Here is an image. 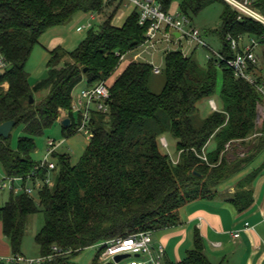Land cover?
Returning a JSON list of instances; mask_svg holds the SVG:
<instances>
[{
	"label": "trees",
	"instance_id": "1",
	"mask_svg": "<svg viewBox=\"0 0 264 264\" xmlns=\"http://www.w3.org/2000/svg\"><path fill=\"white\" fill-rule=\"evenodd\" d=\"M125 2L0 0V49L8 61V67L0 69V124L15 121L14 129L22 126L25 134L15 149L12 133L8 139L0 137V164L4 180L22 178L26 182L35 174L33 179L40 178L44 184L41 188L34 186L39 202L26 192H11L0 208L3 235L14 258L22 256L27 218L41 211L45 223L35 237L40 258L45 259L40 264H78L74 259L95 245L178 227L183 223L185 208L195 201L222 196L220 186L264 150V122L258 124L264 97L254 85L237 78L205 42L202 47L211 50L205 66L182 49L166 51L160 72L165 77L164 88L160 93L151 90L154 66L131 57L145 43L148 24H140V11L130 3L133 10L124 23L114 24ZM157 2L166 14H172L173 5L178 3L179 16L189 20V27H193V17L221 2L222 25L215 32L222 49L216 53L233 59L256 40L257 64L250 70L257 84L262 82L263 24L223 0ZM251 2L252 8L264 16V0ZM90 14L103 15L104 19L81 29H87V35L73 51L62 47L49 51L47 76L32 86L26 67L45 32L67 25L76 16ZM232 39L238 43L236 49ZM122 56L130 58L127 63L121 61ZM220 72L221 105L197 124V105L216 95ZM111 78L114 81L108 84ZM83 82L88 88L100 82L108 85L109 112L95 113L90 142L77 164L72 165L69 155L55 151L52 157L57 158L56 169L39 170L43 160L32 158L37 148L35 139L62 115L71 121L69 127L62 125L63 134L69 138L77 133L79 119L72 113L73 92ZM43 91L46 96L37 101L35 94ZM166 134L177 142V162L163 151L161 140ZM211 143L215 148L208 152ZM235 144L245 152L230 158L227 151ZM258 174L252 172L237 183L228 200L237 212L243 213L253 205L251 186ZM48 178H52L53 186L46 184ZM205 249L204 239L196 231L185 258L180 262L165 260L164 264H213ZM104 251L100 248L93 264H116L100 261ZM0 264L17 263L0 260Z\"/></svg>",
	"mask_w": 264,
	"mask_h": 264
},
{
	"label": "rangeland",
	"instance_id": "2",
	"mask_svg": "<svg viewBox=\"0 0 264 264\" xmlns=\"http://www.w3.org/2000/svg\"><path fill=\"white\" fill-rule=\"evenodd\" d=\"M114 7L109 9V12H112ZM224 6L221 2H215L212 5L206 7L199 15L195 16L192 18V25L193 27L197 28L201 32V38L202 40L208 45V47L217 52L222 49V42L216 34V30H218L221 25V15L223 12ZM133 7L130 6L128 2H125V5H123L119 13L117 14L114 22L116 25H122L126 19V17L132 12ZM79 16H76L70 23H68L65 26H59V27H54L49 29L45 34L41 37L39 44L34 48L31 57L27 63L26 70L30 76V83L31 85H35L39 81L43 80L47 76V62L49 60V51L57 48V47H62L66 51H73L75 48L78 47L80 42L86 37L87 35V29L81 30V29H76V26L78 25V22H76V19ZM104 19V16L101 15V18H99L100 21ZM96 23V22H95ZM164 29V26L162 27V30ZM162 32L161 34H163ZM160 34V37L162 35ZM175 38H177L175 36ZM195 45V46H194ZM164 47L165 45H161ZM182 46V47H181ZM184 51L187 55H193V58L201 64V66H205L208 62V54H211V50H208L198 44H188L186 40H181V45L178 44H172L170 46V50H181ZM193 53V54H192ZM144 54L139 55V58L143 57ZM157 55V56H156ZM155 57V62L157 66H160L161 71L164 68V52H158L156 53ZM130 58H127L124 60L123 63H127ZM141 61H144L143 59H139ZM149 60V58H147ZM125 64L122 65L121 68L124 67ZM115 78V77H114ZM222 73H219L218 76V83H217V93L213 97V100L215 101L216 105L219 106L221 99H220V94H221V89H222ZM114 79L111 78L108 81V84L113 83ZM165 85V77L163 74H155L152 77L151 81V90L154 93H160L162 89L164 88ZM86 84L85 82L79 84L74 92L73 96H76L83 88H85ZM46 91L39 92L35 94V98L37 101L42 100L46 96ZM213 100L210 101L208 99L202 100L198 103V113L195 116V122L198 124L205 118H207L213 110L211 107H215ZM75 119H77V116L73 113ZM97 114H94L93 117L96 118ZM67 116L62 115L61 119L49 130H47L43 135L36 137V150L32 154V158L35 161H42L46 158V155L48 154L49 150V141L54 140L55 143L57 144V153L58 154H68L71 157V163L72 165H75L79 162L80 158L83 156V154L86 151V148L90 142V136L86 135L84 133H76L73 136L67 138L63 132H62V121L65 119ZM77 123V120L75 121ZM24 130L22 126L16 127L12 131V146L15 149L18 144V140L21 136H24ZM163 147V151L175 162L178 161V154L176 150V140L170 135L166 134L163 139L161 140ZM214 144V143H213ZM245 152L244 148L238 147V145H233L231 146L227 154L231 158L233 155L241 156ZM259 159V158H258ZM50 161L57 163V158L55 157H50ZM3 170L0 164V180L2 178L5 179L3 176ZM231 178L224 184H222L220 187L221 189L232 182ZM0 182L7 183V180H2ZM21 184V183H17ZM29 187L32 188V184L28 185ZM9 184L7 185L6 188L0 190V208H2L6 202L8 201L11 191L8 188ZM33 198L35 199L36 202H39L38 198V191L33 190L32 194ZM45 223V217L44 213L41 211L37 214L30 215L27 218L26 222V233L25 237L23 240V245H22V251L26 255V259H38L40 258V252L39 248L35 243V237L36 235L42 230L43 226ZM6 239V238H5ZM157 235L156 233L153 234V241L155 243V246L162 245V244H156L157 243ZM168 254L170 256V252L172 250L174 251L175 247L177 246L174 244V241H172ZM192 244L185 243L183 247L180 249V253L184 249H190ZM100 245H95L94 247L88 248L84 250L82 253H80L74 260L78 264H93V260L100 251ZM103 254L100 257L101 262H106L104 258L102 257ZM185 258V257H184ZM144 260L147 259V257H143ZM169 259V258H168ZM167 259V260H168ZM171 259H173L171 257ZM165 263V260H164ZM119 264H124V261H122Z\"/></svg>",
	"mask_w": 264,
	"mask_h": 264
},
{
	"label": "built area",
	"instance_id": "3",
	"mask_svg": "<svg viewBox=\"0 0 264 264\" xmlns=\"http://www.w3.org/2000/svg\"><path fill=\"white\" fill-rule=\"evenodd\" d=\"M132 6L136 7L140 11V24H148V30L146 33V41L140 47L142 54H150L159 51L160 45H165L163 51H169L172 44L181 45V40H186L188 44H198L200 46H206L200 36V31L197 28L189 27L190 22L186 17H182L174 14H166L162 10V6L157 0H127ZM232 6L235 10L240 13L247 15L255 21L264 25V16L256 12L252 8L251 0H223ZM240 19V18H239ZM164 29L162 30V27ZM90 25L85 26L88 28ZM164 32L163 34H161ZM175 32L179 35L178 38H174ZM160 34L162 37H160ZM233 49L238 47L236 40H231ZM258 46L256 40H251L246 45L245 51L238 54L233 59H225L220 54L214 52L216 56L223 60L227 66L234 71L237 78L244 79L254 85L258 92L264 97V75L262 82L257 84L254 76L251 74L250 67L257 64V58L255 49ZM182 47V46H181ZM186 54V53H185ZM139 55L133 59L138 60ZM209 58V55H208ZM126 56L121 57V61H124ZM154 66L155 74H160L161 68ZM8 67V61L0 49V69H6ZM110 99V89L105 82H100L94 87H85L76 96H73L72 113H74L78 121L77 133H84L91 137L92 135V119L95 113L107 114L109 107L107 101ZM216 110L215 107H212ZM264 122V104L259 106V117L258 124L262 125ZM49 150L46 158L41 162L40 169L47 168L49 171L56 169V163L50 161V157L57 149V144L54 140L49 141ZM36 175L28 177L27 181L24 182L22 178H11L7 179V183L0 182V190L7 187L14 193L26 192L32 194L35 187H43L44 184L40 178L33 179ZM17 183H21L18 184ZM32 184V188L28 185ZM46 184L53 186L54 182L52 178L46 180ZM35 186V187H34ZM248 226V224H247ZM234 238H239L240 234L235 233ZM102 249H105L103 258L108 261H114V257L121 254H130L131 258L124 260V264H164L165 248L163 245L155 246L153 241V234L149 232H142L132 235L126 239H119L115 241H109L100 245ZM139 255V258H135ZM143 257H147L146 260ZM5 260L8 263L17 264H40L45 259H26L25 257L19 256L17 258L11 257Z\"/></svg>",
	"mask_w": 264,
	"mask_h": 264
},
{
	"label": "crops",
	"instance_id": "4",
	"mask_svg": "<svg viewBox=\"0 0 264 264\" xmlns=\"http://www.w3.org/2000/svg\"><path fill=\"white\" fill-rule=\"evenodd\" d=\"M178 10L179 5L175 3L171 13L179 15ZM99 18L100 16L94 14L79 15L76 19L78 22L76 29H84L85 26L99 22ZM176 34L175 32V36ZM163 49L164 47L160 45L158 52L163 51ZM140 53L141 48L133 52L131 57L134 58ZM156 53L153 55L144 54L140 59L152 62L157 66L155 62ZM213 103L216 110L221 105L220 102V105L217 106L214 100ZM211 109L214 111L212 107ZM214 148L215 145L211 143L207 147V151H212ZM255 171H258L259 174L251 186L254 198L253 205L249 210L239 213L228 200L235 193L237 183ZM3 176L5 177V175ZM2 180L4 178L0 181ZM220 191L223 195L214 200L195 201L185 208L182 214L183 223L178 227L156 232L158 237L156 244H162L165 248L164 260L169 258L168 261L180 262L184 259L186 252L193 246L194 233L198 231L204 239L206 255L213 264H264V150ZM235 233H239L240 237L234 238ZM172 241L177 246L174 251L170 252L169 256L168 250L173 243ZM185 243L192 244V246L185 251L183 249L180 253V249ZM22 256L26 257L23 251ZM11 257H13L11 246L3 235L0 220V259Z\"/></svg>",
	"mask_w": 264,
	"mask_h": 264
},
{
	"label": "water",
	"instance_id": "5",
	"mask_svg": "<svg viewBox=\"0 0 264 264\" xmlns=\"http://www.w3.org/2000/svg\"><path fill=\"white\" fill-rule=\"evenodd\" d=\"M178 34H176L177 36ZM179 36V35H178ZM30 103L33 104L34 103V98L31 97L30 98ZM70 119H64L62 121V125L64 127H69L70 126ZM16 126V122L15 121H8L5 122L3 124H0V137H3L4 139H8L12 133V130L14 129V127ZM136 258H139V255L135 256ZM128 258H131L130 254H121V255H117L114 257V262L116 264L121 263L123 260H126Z\"/></svg>",
	"mask_w": 264,
	"mask_h": 264
}]
</instances>
